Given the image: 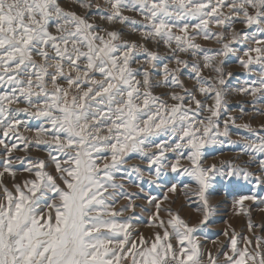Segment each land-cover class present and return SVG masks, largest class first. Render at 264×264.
Here are the masks:
<instances>
[{"label":"snow or ice","instance_id":"1","mask_svg":"<svg viewBox=\"0 0 264 264\" xmlns=\"http://www.w3.org/2000/svg\"><path fill=\"white\" fill-rule=\"evenodd\" d=\"M76 3L86 10L84 14L66 10L58 0H0V146L6 157L0 177L4 173L15 176L13 150H26L35 143L62 157L61 162L49 152L64 185L60 187L45 171L43 160L16 158L22 165L27 161L24 170H35V178L25 180L23 187L15 184V192L0 182V264H124L127 260L131 264H204L193 237L197 226H189L171 209L166 210L167 221L160 219L159 203L156 219L163 235L156 232L151 241L143 236L138 243L130 241L127 230L131 225L116 221L121 213L109 203L114 202L115 193L108 189L123 187L113 182L114 172L132 152L147 160L149 175L155 176L150 184L166 175L168 168L194 180L197 187L192 195L204 213L200 224L213 211L208 192L217 177L264 187V158H258L264 157V135L250 125L242 126L255 136L245 140L242 154L249 157L245 165L202 164L205 145L228 135V121L220 131L225 101L216 86L225 84L222 58L236 55L240 67L248 71L259 66L260 78L246 81L236 91L264 95V0H104L107 8L93 0ZM93 8L108 24L139 32L144 43L124 40L121 30L92 22ZM237 24L243 27L237 29ZM211 25L222 30L213 32ZM198 36L215 39L221 47L205 50L195 42ZM147 42L162 43L171 56L151 50ZM178 53L194 57L203 53L204 63L182 59ZM173 62L175 66L170 67ZM133 63L140 66L133 68ZM208 68L216 73L215 83L202 75ZM186 70L195 81L192 88L180 78ZM153 76L162 79L154 82ZM161 86L180 89L166 94L173 103L153 94L152 89ZM197 93L205 100L198 99ZM207 99L214 103L206 104ZM22 116L41 121L34 140L19 132L20 127H28ZM229 120L235 123L234 118ZM161 135L170 137L171 143L150 140ZM169 152L175 154L174 161H169ZM109 156L110 161L101 167L98 161ZM251 165L258 175L250 170ZM134 171L143 181L141 169ZM176 190V184L169 188ZM46 192L54 194L53 202L41 207ZM120 195L127 198L123 192ZM256 200L253 192L240 195L234 203L244 209L245 201ZM257 227L264 229V224L249 219V232ZM173 236L178 248L171 242ZM254 240L253 244V239L244 237L240 247L233 231L230 251L222 253L223 260L221 253L209 252L207 264H264V236H254Z\"/></svg>","mask_w":264,"mask_h":264},{"label":"rangeland","instance_id":"2","mask_svg":"<svg viewBox=\"0 0 264 264\" xmlns=\"http://www.w3.org/2000/svg\"><path fill=\"white\" fill-rule=\"evenodd\" d=\"M60 5L69 11H75L78 14H84L85 9H82L76 0H58ZM94 3L101 4L102 7L107 8L108 6L104 4V0H93ZM226 11V9H225ZM126 15L133 16L137 20H141L135 13H125ZM90 19L92 22L100 25L103 28L112 29L115 27L122 31V39L128 41H136L137 43H144L141 39L139 32H132L131 28L125 27L123 25H110L105 20L100 19V15L96 13L95 8L91 11ZM195 23V21H193ZM211 31L219 32L222 29L211 25ZM237 29L242 28V25H235ZM54 31V29H52ZM177 31V30H173ZM177 34H179L177 32ZM196 43L200 44L205 50L208 49H219L220 44L216 42L215 39L204 40L202 36L196 38ZM147 47L151 50L158 51L163 56H171L170 51L161 43L159 45H154L151 42H147ZM211 54V53H209ZM182 59H187L189 61H199L201 66L203 65V53L199 56H191L190 53H178ZM242 55V53H241ZM141 62L143 61V56L139 58ZM221 58H217L219 61ZM225 63L221 66L223 69L224 85L217 84L216 86L220 88L224 93L225 106L221 109V114L219 117L220 131H224L225 121H228V135L219 136L216 138L215 143L206 144L202 149L204 155L202 158V164L205 167L210 165H217L218 167L222 162H231L234 165H245L249 157L242 154L243 146L246 139H255V136L249 129L242 127L247 124L251 126V129L258 132L260 135H264V95L257 93L254 96L249 94H241L236 91V89L245 87L246 81L258 80L260 78L261 69L259 66L253 65L252 70L248 71L240 67L237 56L229 54L227 57L222 58ZM140 65L133 63L132 67L137 68ZM175 66L174 62L170 64V67ZM231 72L232 75L228 76L227 73ZM190 70H186L183 75H181V80L185 82V86L192 88L195 81L189 79ZM202 75L206 78H212V82L215 83L216 73L212 71L211 68L203 69ZM140 78V77H138ZM162 76H153V81L161 80ZM63 83V82H61ZM153 94L161 96L164 100L169 103H173L169 96L166 95L172 91L180 92L178 88L172 87H154L152 89ZM197 98L205 100L203 96L197 93ZM206 104L211 105L214 103L212 99H207ZM24 104L19 105V107H24ZM15 107V105H14ZM203 115H207L205 112ZM235 119V123H232L229 118ZM21 119L27 121L28 127H20L19 132L29 138V140H34L35 129L41 125V121L32 120L26 116H22ZM0 138H3L0 136ZM50 140V137H47ZM153 140L159 143L161 140L171 143V138L168 136L161 135L159 137H151ZM231 141V143H230ZM9 143L13 142L8 140ZM20 149L24 148L23 144L19 145ZM52 152L53 156L61 159L59 153L54 149L47 147L46 145H35L31 144L26 150H13L11 156L13 157L12 168L15 172V176L4 173L0 177V182L7 186L9 190L15 192L14 185L20 184L23 187L25 180L34 179V171L27 172L24 169L27 167V161L22 165L19 158H31L33 162L37 160H43L45 162V171L50 173L56 178L57 184L60 187H64L62 181L59 179V174L55 170V164L49 157V152ZM152 151H157L155 148ZM169 161H174L175 154L169 152L166 154ZM264 158V157H258ZM6 157L3 154L2 146H0V172H3V162ZM108 160L98 161L101 163L109 162ZM181 163L187 164L186 160H182ZM138 167L143 173V181L140 179V173L134 171V168ZM250 170L259 174L255 165L250 166ZM166 175H162L161 178L154 184H150L148 181L150 179H155V176L149 175V166L146 159H143L139 153L132 152L129 153L125 158L124 163L120 166L118 171L114 172L113 182L117 185H122L123 187L112 189L109 188L108 192H114V202L109 201L113 204V210L121 213L119 216L115 217L118 223H129L131 227L127 230L130 232V241L140 240L143 236L146 240L151 241L154 239V234L160 232L163 235V229L158 227L159 221L156 219V204H160L159 218L167 221L169 219L167 209H171L174 213H179L180 217L184 219L189 226H197V231L193 233V237L198 241L200 250L202 252V260L204 264H207L208 253L211 252L214 256L217 253H221L220 260H223V252L230 251V237L233 231L237 234L238 246H244V237L253 239V244L255 243L254 236H264V229L259 227L255 228L252 232L248 230V221L252 220L253 223L260 225L264 224V187H257L254 182H245L243 180L233 181L229 183L228 181L217 177L212 182V187L208 192V200L213 211L209 215L208 220L204 224H200L203 219V208L201 202L192 195V191L196 189L197 185L194 180L189 176H177L176 173H172L171 169H165ZM172 184L177 185V190L175 192H170L169 188ZM187 184L188 189L184 188ZM143 189V191H141ZM123 192L125 196H121L120 193ZM188 192V195L185 193ZM253 192L257 195L256 201H245L244 209L247 210L248 214H245L244 209H240L239 206L235 205L234 201L239 198L240 195H250ZM40 195L39 192L36 194ZM53 193L46 192L40 201V206L43 207L44 203H52L51 197ZM107 195V193H105ZM3 196V189L0 188V197ZM167 196L168 199L165 200L164 197ZM155 198L149 203V199ZM59 203L58 199L56 200ZM131 205V207H127ZM169 232L172 229L168 228ZM227 232L228 235L224 233ZM171 242L177 248L179 247L177 239L175 236L171 238ZM124 264H131L130 260L124 262Z\"/></svg>","mask_w":264,"mask_h":264}]
</instances>
